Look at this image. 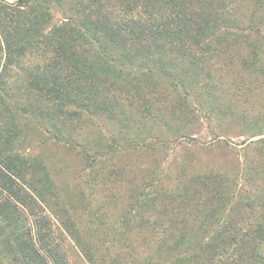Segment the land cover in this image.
Masks as SVG:
<instances>
[{
    "label": "trees",
    "instance_id": "16d2710c",
    "mask_svg": "<svg viewBox=\"0 0 264 264\" xmlns=\"http://www.w3.org/2000/svg\"><path fill=\"white\" fill-rule=\"evenodd\" d=\"M248 102L264 108V0H0V264H70L20 117L89 168L137 150L235 156L234 172L181 164L169 186L163 162L141 168L123 228L76 240L88 264H264V116ZM88 119L118 126L104 156L79 142Z\"/></svg>",
    "mask_w": 264,
    "mask_h": 264
},
{
    "label": "rangeland",
    "instance_id": "374dc122",
    "mask_svg": "<svg viewBox=\"0 0 264 264\" xmlns=\"http://www.w3.org/2000/svg\"><path fill=\"white\" fill-rule=\"evenodd\" d=\"M13 3L15 0H7ZM54 21L61 19V9L53 12ZM235 54V53H234ZM238 64L234 61V66ZM245 88L251 87V79L244 81ZM252 95L245 96L250 100ZM248 102L239 108L246 116H255L262 112L261 106H253ZM21 139L23 141L21 154L28 156L37 164L36 177L42 186V192L49 209L54 228L67 247L70 264H88L83 258L76 240L94 244L96 242L107 244L106 237L111 228L120 230L124 226V212L128 208L129 197H135L141 186V168L144 166L151 170L164 163L169 171L163 180L165 186L171 184V177L181 164H192L195 169L208 171L222 169L234 172L235 156L231 151L223 152L215 146H204L198 150L184 151L177 147L168 155L167 153L151 152L148 150L134 152H114L106 154V142H109L107 133L115 131L118 126L105 121L88 119L81 122L77 131L79 142H90V152L105 157L99 159L88 167V162L81 157L77 150L65 145L47 142L38 134L37 127L28 119L20 117ZM154 127V126H153ZM194 136L201 135L206 141L210 138L205 131V124L195 128ZM197 134V135H196ZM242 140L234 139V142ZM208 147V148H205ZM145 179L149 177L144 175ZM134 219L130 224L137 225ZM137 240V236H131ZM119 242L117 252L125 250L126 238L115 236ZM124 254V253H123ZM101 264H106L102 261Z\"/></svg>",
    "mask_w": 264,
    "mask_h": 264
}]
</instances>
